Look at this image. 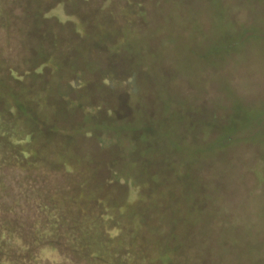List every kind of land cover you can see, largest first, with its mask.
Listing matches in <instances>:
<instances>
[{
	"label": "rangeland",
	"instance_id": "obj_1",
	"mask_svg": "<svg viewBox=\"0 0 264 264\" xmlns=\"http://www.w3.org/2000/svg\"><path fill=\"white\" fill-rule=\"evenodd\" d=\"M3 232L0 264H264V0H0Z\"/></svg>",
	"mask_w": 264,
	"mask_h": 264
},
{
	"label": "trees",
	"instance_id": "obj_2",
	"mask_svg": "<svg viewBox=\"0 0 264 264\" xmlns=\"http://www.w3.org/2000/svg\"><path fill=\"white\" fill-rule=\"evenodd\" d=\"M45 15L47 17L55 18L61 23L71 20V18L65 16L62 4H58L54 8L50 9V11ZM53 220L55 219L53 218ZM56 224V221L55 223L53 221L52 223L48 222L47 226L36 223L35 228L39 229L40 234L38 235V238L42 239L44 236H50L52 233V229L56 227ZM2 244L7 246L11 250L17 251L18 254H24L27 252V246L24 244L22 236L15 233L7 232L5 234L3 232L0 235V246H2ZM39 246L40 247L38 248L37 252L35 253V255H33V262H36L37 264H53L55 262L57 263L58 253L54 246L48 243ZM1 264H18V262L14 263L9 260H2Z\"/></svg>",
	"mask_w": 264,
	"mask_h": 264
}]
</instances>
